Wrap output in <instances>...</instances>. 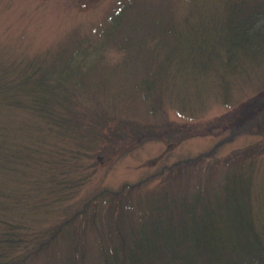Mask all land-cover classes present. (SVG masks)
<instances>
[{
	"label": "rangeland",
	"instance_id": "374dc122",
	"mask_svg": "<svg viewBox=\"0 0 264 264\" xmlns=\"http://www.w3.org/2000/svg\"><path fill=\"white\" fill-rule=\"evenodd\" d=\"M229 1L233 0H0V65L34 61L60 71L64 64L74 62L65 57L78 49L90 65L75 94L78 115L82 120L103 117L106 121L103 127L96 126L97 132L100 129L113 138L85 144L81 137L86 135L84 127L74 134L70 130L55 132L40 123L39 131L10 142L12 148H28L20 150L24 155L15 162L14 170L3 174L2 188L7 183L10 187L2 192L11 204L7 219L20 232L28 233L31 246L47 244L30 253L24 264H100V255L109 253L118 240L114 237L113 244L105 242L107 229L126 234L117 229L118 221L93 218V210L97 213L93 206L87 209L89 218L63 221H70L89 198L102 191L109 196L124 185L132 186L127 196L106 197L102 207L108 211L119 198L124 200L129 226L138 223L148 201L150 204L148 199L152 201L165 189L169 196L189 197L200 183L221 181L240 167L251 169L255 225L264 232V126L231 140V130L222 128L243 104L264 90V62L240 63L230 70L226 64L222 68L209 64L206 72L196 75L183 73L182 68L167 73L162 69L167 75L154 86L156 91L157 84L163 87L158 105L157 92L147 99L133 89L134 82L145 76L136 65L157 63V35L142 32L157 33L163 22H174L176 31L182 30L190 20L198 21L211 11L222 12ZM109 32L113 34L107 36ZM131 32L145 34H141L142 46L132 50ZM177 32L183 36V31ZM121 34H128L126 49ZM0 115V120L6 118ZM162 122L177 128V134L131 138L134 127ZM255 145L261 148L257 155L248 152ZM30 148L33 150L27 151ZM193 158L199 160L176 169L178 162ZM174 164L173 170L163 172L167 177L162 183L160 169ZM96 204L97 209L102 200ZM115 213L120 212L116 209ZM58 228L62 230L50 242Z\"/></svg>",
	"mask_w": 264,
	"mask_h": 264
},
{
	"label": "trees",
	"instance_id": "16d2710c",
	"mask_svg": "<svg viewBox=\"0 0 264 264\" xmlns=\"http://www.w3.org/2000/svg\"><path fill=\"white\" fill-rule=\"evenodd\" d=\"M163 18L162 16L161 19ZM177 31H183V36H177ZM177 31L174 22L173 25L163 22L157 27V33L150 30L142 32L150 36L157 35V63L136 65L135 68L144 70L145 76L139 79V82H134L133 89L140 91L147 99L157 92V105L160 101L159 92L162 93L163 87L157 84L156 91L154 86L173 68H182L185 69L183 73L192 72L196 75L195 72H206L209 64L217 68L226 64L225 68L230 70L233 65L240 63L264 62V1H229L222 12H208L198 21L190 20L185 23L184 29ZM142 33H130L131 50L142 46V35L145 36ZM112 34L109 32L106 35ZM120 36L126 49L128 34ZM152 50H149V54ZM65 59L74 62L64 64L60 71L55 70L57 67L43 68L34 61L0 65V114L6 117L0 120V188L3 185L4 172L13 171L15 162L18 163L24 155L20 150L26 152L28 148L26 145L12 148L9 146L10 142L16 139L19 141L22 136L27 137L28 132L39 131L40 123L55 132L70 130L74 134H78L79 129L84 127L83 132L86 135L81 137L85 144L93 140L103 143L105 138L110 141L111 136L106 137L100 129L97 132V125L100 128L104 126L106 120L103 117L82 120L75 107V94L89 72L90 65L86 56L75 49ZM183 61L187 62L182 63ZM162 69L165 73L160 72ZM262 126L264 90L243 104L227 119L222 128L231 130V140L237 134L254 128L262 129ZM176 130L177 128L174 129L168 122H162L157 126L134 127L135 132H132L131 138L148 135L168 138L175 136ZM126 137L127 135L124 138ZM250 149L249 153L257 155L261 148L255 145ZM31 150L33 149L27 151ZM198 160L193 158L180 161L176 169L187 168ZM174 166L175 164L173 167L160 169L163 175L162 183L167 177L163 172L173 170ZM131 187L124 185L116 192H109V196L102 191L97 197L89 198L83 209L74 213L70 221H63L66 224L79 216L89 218L87 209L91 206L97 211L96 213L93 210V218H114L118 221L117 229L125 230L126 234H117L119 231L107 229L105 242L112 243L114 237L118 240L116 244L110 245L109 253L100 255V264H264V232L263 228H257L255 225L250 167L229 171L218 182L206 180L200 183L198 190L189 197H172L165 189L154 197L155 200L148 199L150 204L148 201L146 211L140 215L137 224L127 226L122 206L125 204L124 200L119 198L116 206H109L108 211H102V207L106 197L114 198L118 194L127 196ZM134 187H138V184ZM2 189L0 264H24L29 260L30 253H35L47 244L43 247L38 244L36 248L31 246L28 233L23 234L18 230V225L7 219L11 204L6 202L2 195L10 189L9 183ZM98 199L102 200V204L96 209ZM110 202L109 200L108 205ZM116 209L119 214L115 213ZM61 230L58 228L52 232L49 241L54 240ZM78 232L74 231L77 235ZM102 251L106 250L102 248Z\"/></svg>",
	"mask_w": 264,
	"mask_h": 264
}]
</instances>
